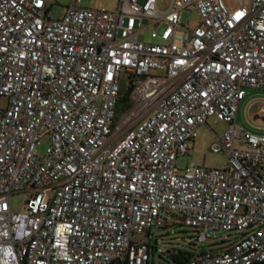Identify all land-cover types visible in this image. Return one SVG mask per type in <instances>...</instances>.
I'll return each instance as SVG.
<instances>
[{"label":"built area","instance_id":"2783aa9c","mask_svg":"<svg viewBox=\"0 0 264 264\" xmlns=\"http://www.w3.org/2000/svg\"><path fill=\"white\" fill-rule=\"evenodd\" d=\"M117 1L54 18L47 0H0V264H148L175 218L190 243L241 232L190 264H264V125L237 119L264 91V0ZM210 117L228 125L210 145L225 167L180 168Z\"/></svg>","mask_w":264,"mask_h":264},{"label":"rangeland","instance_id":"374dc122","mask_svg":"<svg viewBox=\"0 0 264 264\" xmlns=\"http://www.w3.org/2000/svg\"><path fill=\"white\" fill-rule=\"evenodd\" d=\"M52 2L51 11L54 18H61L64 16L65 8L71 4L73 0H47ZM173 0H159V7L161 10H167L171 6ZM228 6H234L235 0H224ZM82 6L92 8H107L109 10H115L118 6L117 0H82ZM199 20V14L194 6H189L182 12V22L193 26ZM138 38L141 41H151V33L149 29H145L143 26L138 32ZM154 74L162 73L158 70L151 71ZM264 104V91L249 90L247 98L241 103L239 111V121L246 126H250V122L247 118L251 119L252 124L264 125V113L261 111V107ZM121 110L118 108V114L115 119L117 122L121 116ZM228 125L224 121L216 122L214 117H210L208 123L201 126L198 130L197 137L194 142L190 143V153L188 155H181L178 159V165L180 168H184L192 163L207 165L211 167H225L227 162V156L225 153H215L210 150V145L214 139L222 134ZM50 144L48 135L42 137L38 153L42 156L46 153ZM25 193H15L11 197L12 208L17 211L25 210ZM157 236L160 238V244L165 249L171 248H192L195 251L201 249L210 250L226 245L229 241H232L236 236H239L241 232L236 231H219L212 232L206 241L190 243L186 240L191 236L197 235L195 230L184 224L181 218H175L171 226L164 228L163 231L158 232L156 228L153 229ZM154 259L158 263L169 264L167 260L160 257L158 252H155Z\"/></svg>","mask_w":264,"mask_h":264},{"label":"trees","instance_id":"16d2710c","mask_svg":"<svg viewBox=\"0 0 264 264\" xmlns=\"http://www.w3.org/2000/svg\"><path fill=\"white\" fill-rule=\"evenodd\" d=\"M129 92H122L121 98L119 100L118 108H120L121 112H124L129 106L128 98ZM155 252H158V243L157 241L151 243V260L148 264H165L156 262L154 259ZM159 253V252H158ZM195 250L192 248H171L167 249L164 252L159 253L160 257L170 262L169 264H190V260L194 255Z\"/></svg>","mask_w":264,"mask_h":264},{"label":"water","instance_id":"95a60500","mask_svg":"<svg viewBox=\"0 0 264 264\" xmlns=\"http://www.w3.org/2000/svg\"><path fill=\"white\" fill-rule=\"evenodd\" d=\"M163 230H164V228H158V229H157L158 232H161V231H163Z\"/></svg>","mask_w":264,"mask_h":264},{"label":"crops","instance_id":"0c3cea01","mask_svg":"<svg viewBox=\"0 0 264 264\" xmlns=\"http://www.w3.org/2000/svg\"><path fill=\"white\" fill-rule=\"evenodd\" d=\"M238 116H239V113H238ZM238 119V121H239V118H237ZM240 122V121H239Z\"/></svg>","mask_w":264,"mask_h":264}]
</instances>
